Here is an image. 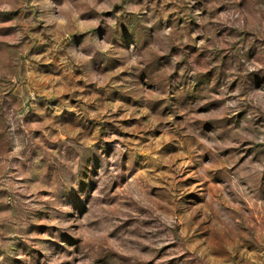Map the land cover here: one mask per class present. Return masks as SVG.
Returning <instances> with one entry per match:
<instances>
[{
	"label": "rangeland",
	"instance_id": "1",
	"mask_svg": "<svg viewBox=\"0 0 264 264\" xmlns=\"http://www.w3.org/2000/svg\"><path fill=\"white\" fill-rule=\"evenodd\" d=\"M0 264H264V0H0Z\"/></svg>",
	"mask_w": 264,
	"mask_h": 264
}]
</instances>
